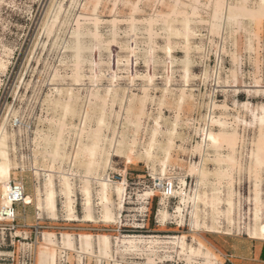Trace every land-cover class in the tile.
<instances>
[{
	"label": "rangeland",
	"instance_id": "1",
	"mask_svg": "<svg viewBox=\"0 0 264 264\" xmlns=\"http://www.w3.org/2000/svg\"><path fill=\"white\" fill-rule=\"evenodd\" d=\"M220 2L237 6L240 0ZM211 3L0 0V129L11 162L10 187L15 184L21 195L23 190V201L12 203L9 217L0 221V264H39L40 251L45 264L52 255L53 264H262L264 241L250 233L255 216L264 222V168L254 173L249 167L264 106V19H213ZM259 3L246 0L249 9ZM261 6L264 10V1ZM185 28L193 32L188 41ZM143 88H148L145 115L136 129L121 108L129 106L125 98L143 97ZM183 88L188 96L179 104ZM131 105L132 115L141 102ZM213 115L227 130L235 128L239 143L232 154L224 144L208 147L201 178L190 170L202 160L193 147ZM99 119L105 152L96 158L111 155L110 168L97 169L111 183L110 222L102 218L93 175L91 217L84 211L82 177L90 157L78 150L89 145L86 132L96 129ZM155 122V143L145 157ZM210 128L220 129L215 123ZM169 138L173 144L166 156ZM115 140L121 145L112 152ZM231 158L240 167L231 168ZM65 176L73 218L65 212ZM163 177L181 188L166 208L151 187L152 178ZM49 179L55 216L45 204ZM216 198L219 202H212ZM151 237L155 243H149Z\"/></svg>",
	"mask_w": 264,
	"mask_h": 264
},
{
	"label": "bare ground",
	"instance_id": "2",
	"mask_svg": "<svg viewBox=\"0 0 264 264\" xmlns=\"http://www.w3.org/2000/svg\"><path fill=\"white\" fill-rule=\"evenodd\" d=\"M259 1H260L259 4L262 5L264 0H259ZM211 4L213 6V10H212L213 19H220L221 17L226 21L242 19V18H249V19L262 18V19H264V10H263L262 6L259 5L258 9H253V8L249 9L246 5V0H240V3H238L239 5H237V6H235L233 4H232L233 6L232 5L228 6V4L222 5L220 0H212ZM195 9L196 8H192L191 15H195V12H196ZM152 20H150V22L148 23L149 27L152 24ZM184 21L186 23L187 18H185ZM209 22H210L209 24L212 28V22L211 21H209ZM192 35H193V32L190 31L188 28H185V30L183 32V36H184L185 40L188 41ZM186 74H188V73H186ZM187 86L188 85H185V87H187ZM184 88L180 90V94L178 96V103L179 104L181 102H183V100L188 96V95H186L187 92L185 91ZM147 90H148V88L142 89V94L144 95L143 97L137 98L134 95H131V98H129V99L125 98L124 100L129 102V106L126 108L123 106L121 108L122 112H124V114H125V117H124L125 121L132 123L136 129L137 128L139 129V126L141 125V119L145 115V109H144L143 101H144V98L147 96ZM163 91L165 92L166 90L163 89ZM135 100L141 102V105H140L138 111L131 115V111H132V105L131 104ZM241 105L245 108L248 106L247 103H242ZM212 107L215 110L214 103L212 104V106L210 108H212ZM219 108H224V106H219ZM64 109H65V111L69 110V106L67 104H65ZM102 110H103V107H102ZM259 110H260V114L257 117V121L260 124V129H259L260 137L257 139L256 143L253 144L254 149L252 151V154L254 155V160H253V165L251 167H249L250 168L249 170H251V169H252V171L254 170V173L257 172L258 169L264 168V136H263V133H264V106H261L259 108ZM130 115L133 116L134 120L130 119V117H131ZM214 115L210 116L208 118L206 129H205V127H202V128H204V130H202V138L200 140V143H196V145L193 147V150H196L197 152L202 154V160H201L200 165H198V166L191 165L190 170H194L198 174V176L201 178H202V176L205 175V171L202 168V165H204L203 164L204 155H205L206 149L208 147L217 149L224 144L227 147V149L230 151V153L232 154L236 150V144L239 143L238 142V136H237L238 133L236 132L235 128H232L231 130H227L226 126H225L226 125L225 121H221L220 119L217 120ZM175 118L176 119H175L174 126L177 124V120H178L177 116H175ZM212 123L213 124L215 123L220 127V129L217 132L210 130ZM101 125H102V120L99 119V121L97 123V128L94 130H90V131L86 132L87 137H88V141H90V143H89V145H81L80 144L81 147L79 148L78 152L83 153V154L85 152L90 157L89 162L87 163L86 173L82 177L83 193L85 196L84 211H85L86 217H88V218L91 217L90 198H89V195H90V193H89V182H90V176L93 175V178L98 182V184L100 186L99 196H100L101 205H102V213H103L102 218L104 221L110 222L113 219L112 211H111L112 199H111L110 193H109L111 183L107 179L106 175H102L101 177H99V175L97 174V169L99 167L102 166L103 170H106V169L110 168V165H111V155L110 154H107L105 160H103V161H102V159L99 161L96 158V156L101 157V154L102 153L104 154V152H105V151H103V148L101 147V144L105 141V138L102 137V135H101ZM61 127L62 126L59 127L60 132L63 129V127L62 128ZM157 129H158V124H157V122H155V128L153 129L150 142L148 143L147 149L143 152L145 154V157L151 156L150 151H151V149L155 143V136H156ZM79 131L82 132L83 129L82 130L80 129ZM60 132L58 133L56 139L54 140L57 145H59L58 143L60 142V139H61L60 136H62V135H60ZM5 141H6V135H5L3 128H1L0 129V190H1V194H2V199L0 201V221H4L5 220L4 217H6V216H7V218L9 217L10 211H8V209L12 206V203L14 201H20V202L23 201V195H21L20 189L18 187H16L13 190L10 187L9 175H10V169H11V162L8 158L7 146H6ZM117 141L118 140L114 141L112 152L114 151L116 145L117 146L121 145V142H117ZM133 142H135V141H132V143ZM172 144H173L172 138H169L167 143H166L165 149L163 150V151H165L164 153L166 156H168L169 151L172 147ZM115 151H116V149H115ZM117 152H118V150H117ZM55 153H56V150H55ZM217 160L220 161V157H218ZM228 163H229L231 168L240 167L237 165L238 163H236L233 158H231L228 161ZM157 177H154V178H157ZM154 178H152V179L154 180ZM62 179H63V187L65 190V198H66L65 212H66L68 218H73L74 217L73 216V206H72V199H71L72 191H71L70 183H69L68 178L66 176L62 177ZM164 180H166L167 182H170L173 179L170 177H163L160 180H154V181H158L159 183H161ZM179 180H180V178H179ZM48 184L50 186H49L47 194H46L45 204H46L47 210L53 216H55L54 191H53V188L51 186L50 179H49ZM182 185L185 186L184 181H183V183H181V186ZM115 190H116L117 194L123 195V193L119 187H115ZM254 192L256 194L255 200L257 201L258 190L255 188ZM151 194L152 193L149 192V193H146L145 195H151ZM20 198H21V200H20ZM194 200H196V197H194ZM211 200H212V202H215V201L219 202L218 198H216L215 200L214 199H211ZM182 201H183V199H182ZM162 203L165 205V208H166L165 202L162 201ZM228 206H229V208H228L227 212L229 215H231V208H232L231 201H228ZM177 210L179 212V208ZM195 214L196 213H194V210H193V212H191L192 218L195 217ZM159 215L161 216V219H164L166 217L165 212L159 211ZM250 235H251L252 239L264 241V222L259 223L258 218L256 216H255V224H254V227H253ZM180 239H181V242H180L181 249H182V252H184L183 245H184L185 237L182 236V237H180ZM102 242H103L104 254H106V251L108 249L107 238L103 237ZM155 242L156 241H153V237H151V240L149 243H155ZM87 243H88V240H87ZM187 253L189 254V256H192L194 254V251L192 249H189ZM53 263H54V258L52 255L50 264H53ZM39 264H45V254L43 251H40V253H39Z\"/></svg>",
	"mask_w": 264,
	"mask_h": 264
},
{
	"label": "built area",
	"instance_id": "3",
	"mask_svg": "<svg viewBox=\"0 0 264 264\" xmlns=\"http://www.w3.org/2000/svg\"><path fill=\"white\" fill-rule=\"evenodd\" d=\"M12 187L13 189H15L16 188L15 184ZM151 187L153 188V190L159 193L161 197V201L165 202L166 207L169 205V203L172 200H174L177 197L178 190L181 189L178 185H176L174 180H171L170 182H167L166 180H164L161 183H159L158 181H154L152 179ZM21 192L23 195L22 187H21ZM17 203H20V201H14L13 205Z\"/></svg>",
	"mask_w": 264,
	"mask_h": 264
},
{
	"label": "crops",
	"instance_id": "4",
	"mask_svg": "<svg viewBox=\"0 0 264 264\" xmlns=\"http://www.w3.org/2000/svg\"><path fill=\"white\" fill-rule=\"evenodd\" d=\"M259 257L261 259V263L264 264V243L262 244V246L260 248Z\"/></svg>",
	"mask_w": 264,
	"mask_h": 264
}]
</instances>
